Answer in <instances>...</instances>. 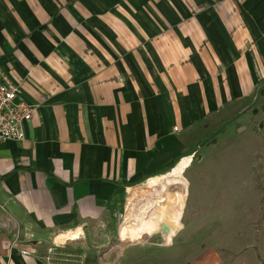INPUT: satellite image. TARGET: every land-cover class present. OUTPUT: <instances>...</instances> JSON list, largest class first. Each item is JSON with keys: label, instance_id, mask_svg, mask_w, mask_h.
Masks as SVG:
<instances>
[{"label": "crops", "instance_id": "0c3cea01", "mask_svg": "<svg viewBox=\"0 0 264 264\" xmlns=\"http://www.w3.org/2000/svg\"><path fill=\"white\" fill-rule=\"evenodd\" d=\"M0 67L36 106L25 141L0 146V264L110 232L186 253L151 264H264V0H0ZM232 130L259 139L258 172L207 177L193 204L198 141Z\"/></svg>", "mask_w": 264, "mask_h": 264}, {"label": "rangeland", "instance_id": "374dc122", "mask_svg": "<svg viewBox=\"0 0 264 264\" xmlns=\"http://www.w3.org/2000/svg\"><path fill=\"white\" fill-rule=\"evenodd\" d=\"M237 133V130H235V132L232 130L230 132L220 134L219 138H217V143L208 148L206 146L207 138H209L208 135L204 136L201 140L198 141L196 145V148L198 149V152L196 154L197 158H195L193 169L190 171V173H188L189 175H193V204L197 203L200 207H206L205 205H202L207 201V177L222 178L235 177L239 175L248 180L258 172V167H256V160L258 159V157L254 156L253 149L259 146V139L256 138L253 134H245V136L241 137L238 136ZM262 133L264 135V130H262ZM200 157H202L203 161H201V163H198ZM183 168L184 167L180 168L178 173H182ZM214 186L221 188L222 184L216 183L214 184ZM229 190L233 191L237 189L231 184V188H229ZM245 191L246 206L244 209L247 210V218H253V199L252 197L251 200L248 199V197L252 195L248 193L247 188H245ZM126 226L132 227L131 224L123 225V227ZM110 233L112 234V236L108 235V237L115 241L103 243L101 247L95 246L94 244L97 243H94L92 238H89L88 236V243L85 244L86 246H71L67 245L66 243H59L55 240L57 238L53 236L55 239H53L52 241L46 239L45 243L38 247V255H41L45 258L50 257V261L53 264H104V262H99V256L105 257L108 254L112 257H115L123 254L128 249V251L134 253H129L127 257H124L121 261H119L120 264H128L127 259H130L131 256H138L140 260H143L141 264H151L155 259L166 258V256L169 258L173 256L181 258L184 254H186L185 252H183V248L179 244V242H176L171 249L158 248V245L166 243L161 235L152 237L149 240H144L142 242L139 241V247H136V245L134 247H124V245H127V243L116 241L118 237L117 234L115 232ZM133 233L136 236L140 235L138 230H133ZM183 233L185 232H178L177 236L180 237ZM98 235L100 239H103L107 236V232L101 230L94 233V237L97 239ZM228 235L229 233L227 232L223 233L225 239L228 237ZM183 237L187 239L197 238L198 241L204 240L205 231H187L186 235ZM135 243L138 244V242ZM155 245H157V247H152ZM144 246H149V249L152 247L153 252L145 254L140 249ZM197 248L199 247H195V245H193V251ZM138 249H140V251H138ZM122 250L125 251L121 252Z\"/></svg>", "mask_w": 264, "mask_h": 264}, {"label": "built area", "instance_id": "2783aa9c", "mask_svg": "<svg viewBox=\"0 0 264 264\" xmlns=\"http://www.w3.org/2000/svg\"><path fill=\"white\" fill-rule=\"evenodd\" d=\"M35 110L36 106L21 97L20 86L0 67V146L8 141H25L27 124Z\"/></svg>", "mask_w": 264, "mask_h": 264}]
</instances>
